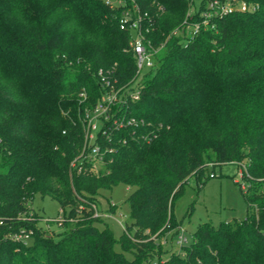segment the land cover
<instances>
[{
    "label": "trees",
    "instance_id": "obj_1",
    "mask_svg": "<svg viewBox=\"0 0 264 264\" xmlns=\"http://www.w3.org/2000/svg\"><path fill=\"white\" fill-rule=\"evenodd\" d=\"M134 1L161 49L130 111L163 128L149 143H113L107 169L77 173L82 118L104 91L97 71L114 69L121 83L136 75L131 33L120 29L126 5L0 0V264H264V0H244L257 9L214 18L191 40L184 21L199 20L208 0ZM233 163L246 167V217L204 222L175 247L185 183ZM120 183L135 189L132 223L116 238L92 206ZM36 194L61 204V222L38 227ZM20 230L31 232L26 244L4 238Z\"/></svg>",
    "mask_w": 264,
    "mask_h": 264
},
{
    "label": "built area",
    "instance_id": "obj_2",
    "mask_svg": "<svg viewBox=\"0 0 264 264\" xmlns=\"http://www.w3.org/2000/svg\"><path fill=\"white\" fill-rule=\"evenodd\" d=\"M111 3V0H106ZM256 5H251L244 0H208L205 8L200 13V19L189 23L184 21L187 30V36L191 40L202 29L211 24L217 17L229 15L235 11H255ZM147 13H142L139 5L133 0L130 7L124 8L120 16V29L128 30L131 33L129 49L132 51L136 60V75L126 83H121L115 77L114 69L100 68L97 71L99 83L104 89L102 96L92 106L87 108L82 118L84 128V146L78 156L71 162V169L77 173L95 172L99 173L105 169L112 161L111 155L116 152L113 143H128L129 141L137 143H149L156 139L163 128L162 124H155L148 121L145 117L136 116L131 113L132 103L141 98L143 79L146 72L156 65V56L161 47L154 46L146 38L145 33L149 27L144 25V19ZM87 99V93L84 91L80 95L81 102ZM244 170L241 171V177L244 178L246 171L245 164H240ZM216 173H211L210 177H215ZM245 179V178H244ZM235 182L241 185L243 191L246 190L247 182L242 183L235 179ZM110 206H116L111 203ZM94 217L103 218L110 216L104 213L98 207L97 203L92 206ZM61 209V213H62ZM62 221L63 218H47L46 222ZM6 222L0 217V227ZM125 229V225H124ZM31 237V232L24 230L16 231L4 235V238H10L14 241L27 243ZM188 241L184 234V229L180 227V233L176 243L182 246Z\"/></svg>",
    "mask_w": 264,
    "mask_h": 264
},
{
    "label": "rangeland",
    "instance_id": "obj_3",
    "mask_svg": "<svg viewBox=\"0 0 264 264\" xmlns=\"http://www.w3.org/2000/svg\"><path fill=\"white\" fill-rule=\"evenodd\" d=\"M201 0H195L197 6ZM112 5H126L130 7L124 0H111ZM214 169L208 168L205 174L200 178L202 184L197 180L196 176H191L185 183L183 192L175 200L174 214L181 222L188 241L185 244L193 242V234L198 226L204 222H211L218 225L223 221L242 220L246 217L248 211V203L241 189V185L235 182V179L242 183H246V179L241 177V171L244 170L238 164H224L216 166L214 172L215 177H210V173ZM248 185V183H247ZM135 187L124 183L117 184L112 188H104L100 190L97 196V204L101 211L110 214L105 216L104 221L109 224L116 238H119L124 232V225L131 224L130 205L128 198L134 191ZM116 204L115 211L110 210V204ZM31 207L39 216L38 227L47 229V218H63L61 213V204L47 195L36 194L31 202ZM82 208V207H80ZM76 218L78 215L75 216ZM50 230L56 232L55 239H60V233L63 232L62 226L56 222L51 223ZM52 234L51 231L48 232ZM164 244L168 242L163 240ZM175 242V241H174ZM178 248V244L174 243ZM116 249L120 250L119 244ZM127 257L132 255L127 252Z\"/></svg>",
    "mask_w": 264,
    "mask_h": 264
}]
</instances>
